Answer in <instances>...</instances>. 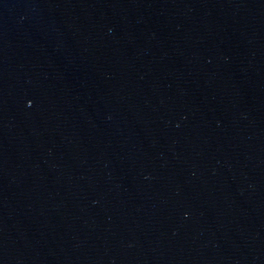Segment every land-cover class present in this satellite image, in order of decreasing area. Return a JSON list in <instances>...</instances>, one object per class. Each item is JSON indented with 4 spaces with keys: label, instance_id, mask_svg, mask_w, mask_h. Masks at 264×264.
<instances>
[{
    "label": "water",
    "instance_id": "water-1",
    "mask_svg": "<svg viewBox=\"0 0 264 264\" xmlns=\"http://www.w3.org/2000/svg\"><path fill=\"white\" fill-rule=\"evenodd\" d=\"M0 264H264L236 0H0Z\"/></svg>",
    "mask_w": 264,
    "mask_h": 264
}]
</instances>
